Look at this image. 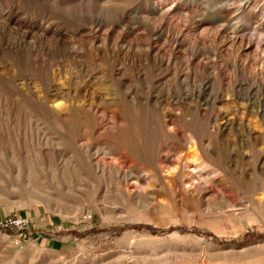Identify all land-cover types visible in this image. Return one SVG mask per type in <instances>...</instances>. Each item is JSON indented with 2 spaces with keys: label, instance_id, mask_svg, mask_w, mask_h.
Segmentation results:
<instances>
[{
  "label": "rangeland",
  "instance_id": "374dc122",
  "mask_svg": "<svg viewBox=\"0 0 264 264\" xmlns=\"http://www.w3.org/2000/svg\"><path fill=\"white\" fill-rule=\"evenodd\" d=\"M0 264H264V0H0Z\"/></svg>",
  "mask_w": 264,
  "mask_h": 264
},
{
  "label": "built area",
  "instance_id": "2783aa9c",
  "mask_svg": "<svg viewBox=\"0 0 264 264\" xmlns=\"http://www.w3.org/2000/svg\"><path fill=\"white\" fill-rule=\"evenodd\" d=\"M27 221L24 219H21L18 216L10 218L8 221L5 222L4 226L6 227H16L18 230H24L28 229Z\"/></svg>",
  "mask_w": 264,
  "mask_h": 264
}]
</instances>
